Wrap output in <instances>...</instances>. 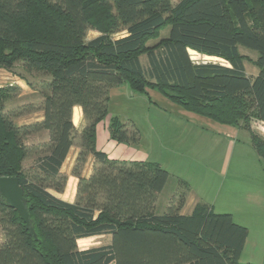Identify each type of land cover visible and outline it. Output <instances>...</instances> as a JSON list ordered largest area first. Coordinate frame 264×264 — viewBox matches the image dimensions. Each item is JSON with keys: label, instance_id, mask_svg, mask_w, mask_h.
Listing matches in <instances>:
<instances>
[{"label": "trees", "instance_id": "trees-1", "mask_svg": "<svg viewBox=\"0 0 264 264\" xmlns=\"http://www.w3.org/2000/svg\"><path fill=\"white\" fill-rule=\"evenodd\" d=\"M90 30L99 35L87 39ZM239 45L257 51L256 76L246 73ZM190 49L230 65L195 62ZM19 62L50 79L40 86L43 119L22 125L5 111L19 86L0 85V177L19 178L30 220L27 227L0 192V264H255L240 261L248 229L230 213L198 203L182 214L183 196L156 213L167 169L111 159L97 148L96 134L109 114L110 89L127 84L242 127L264 158V138L252 127L264 122V0H0V67ZM76 105L86 126L73 173L80 176L89 153L95 164L89 177H79L76 201L68 202L50 190H63L67 180L60 169L74 142ZM109 129L117 142L140 141L139 129L118 118ZM42 130L48 141L24 142ZM30 153L37 156L26 171ZM99 234H111V242L79 249V238Z\"/></svg>", "mask_w": 264, "mask_h": 264}, {"label": "rangeland", "instance_id": "rangeland-1", "mask_svg": "<svg viewBox=\"0 0 264 264\" xmlns=\"http://www.w3.org/2000/svg\"><path fill=\"white\" fill-rule=\"evenodd\" d=\"M178 1L171 0L172 4H176ZM169 28L164 29L161 36L167 35ZM125 33L122 31L116 33L115 36H122ZM97 35H99L98 32L90 30L87 33V39H92ZM239 50L245 56L246 73L254 77L259 72L254 62L258 55L257 51L243 45H239ZM190 53L193 58L191 59L195 62H219L230 65L228 61L217 56L202 54L192 49L189 50ZM143 59L144 61L147 59L146 55L143 56ZM49 79L47 74L33 69L29 70L21 62L16 63L10 69L0 67V85L19 86L18 93L5 103L6 113L12 116L16 124L22 125L41 115L44 95L40 86L42 82ZM138 103L133 105L130 102L131 110L127 108L124 111H129L127 112L129 116L139 115L142 108ZM153 107L149 115L155 120L156 116L154 115L158 110L156 105ZM31 108L33 110L30 111ZM169 115L170 113L165 119H169L170 126L162 130V136L161 134L157 135L159 138L155 136V139L153 135L148 137L144 131L145 139L149 140L147 145L149 144L151 150L149 159L159 162L169 172L164 190L155 203V212L163 213L172 200L179 202L178 200L189 190L188 187H185V183L179 182L186 181L194 195L208 203L207 205H210L215 212L230 213L235 222L247 227L248 236L240 261L264 264V158L257 153L252 145L249 132L241 127V132L232 141L225 137L223 143L215 145V139L217 140L218 137H212L211 135L214 134L208 133L207 129H215L216 126L219 127L218 125L222 127V124L205 119L204 121H208V124L202 123L206 128H203L205 132L201 136V133L198 132L199 123L197 120H182L183 123L172 125V121L177 122L178 119ZM142 124L146 127V121H143ZM252 127L264 138V123L253 121ZM139 131L141 133V130ZM80 134L79 130L75 131L74 142L77 144L81 142ZM183 140L186 143L184 146H180ZM24 142L28 146L42 143L33 144V139L29 135L24 138ZM36 156V153H30L23 161L26 171H29ZM172 194L173 196H171ZM195 196L192 197L191 203L197 200ZM4 238V231L0 227V242ZM79 241V249L106 245L111 242L107 235Z\"/></svg>", "mask_w": 264, "mask_h": 264}, {"label": "crops", "instance_id": "crops-1", "mask_svg": "<svg viewBox=\"0 0 264 264\" xmlns=\"http://www.w3.org/2000/svg\"><path fill=\"white\" fill-rule=\"evenodd\" d=\"M143 56L144 55L141 56V63L144 68H148L149 66L148 59L144 61ZM190 56L192 58L191 53H190ZM137 96H141V97H137ZM130 102L133 105L139 102L138 104H140L142 108L139 115L132 114L131 116H129V114L127 113L129 111H124L127 108L131 110ZM152 104H155L158 110L156 114L154 115L156 116L155 120H153L151 115H149L151 108H154L153 106H155ZM170 110L173 112H169L170 113L169 116L170 117L174 116L178 119L177 122L172 121V125L177 124L179 122L183 123L184 120H191V121L197 120V122L199 123L198 132L201 133V136H202V133L205 132L203 128H206L205 126H203L202 123H204L205 125L208 124V121H204V120L205 119L212 120L208 117L199 115L197 113H194V112H191V111H188L182 108L181 106L171 101L169 98H167L166 96H164L162 93H160L157 90L148 89V95H145V94L134 92L127 84H122V85L112 87L110 89L109 114L107 116L108 118L106 117L104 120H102L101 122L97 124V134H96L97 148L101 151H104L111 159H116V160H121V161H126V162L140 161V160L151 161L149 159V155H150L149 153H151L150 152L151 150L149 149L150 147L149 144L147 145V142L149 143V140L145 139V132L148 137L153 135L154 137L156 136L157 138H159L157 135H160V134L162 136V130L170 126L169 119H165V117L169 114L168 111ZM75 113H77V120H75ZM114 118H118L120 121L127 123L128 128L131 127L132 125H135L139 130H141L142 134H141L140 141L136 144H130V143L117 142L116 140L112 139L109 128H110V123L112 119ZM42 119H43V112L38 118H33L29 122L40 121ZM72 120H73L76 130H79V132L81 133L84 127L86 126V120H85L84 113H83L81 106L76 105L73 107ZM143 121H146V127L143 126L142 124ZM255 121H258V120H255ZM29 122L26 121L23 124H26V123L28 124ZM259 122L264 123L262 121H259ZM219 124H222V123H219ZM218 126L219 127L216 126L215 129L214 128H212L211 130L209 128L207 129L208 133L212 132V134H214V135H211L212 137H215V136L218 137L217 140L215 139V142H216L215 145H219L220 143H223V141H225V137H228L232 141V139H234V137H236L241 132L240 126L237 127V126H232L228 124H222V127H220L221 125H218ZM29 137L33 139V144L36 142H45V141H48L49 133L47 130H42V131L30 134ZM185 143H186L185 140H183L180 146H184ZM80 144L73 142V145L70 147L69 152L61 166L60 171L63 174H65L67 177L65 188L60 192L56 190L55 191L50 190L54 195L68 202L76 201L77 185H78L79 177L80 176L85 177V178L89 177L92 174L93 167L95 164V156L92 153H89L86 157L85 163L80 169V176L78 174L73 173L74 166L76 163V158L81 150ZM183 182H186V181H181L179 183H183ZM187 185H188L187 187L189 188V190H187L186 194L183 196V198L185 197V199L180 209V212L182 214H191L195 206L198 203L208 204L206 202H203L200 198L196 197L194 193L192 192L188 183ZM160 193L158 194L157 199L159 198ZM171 196H173V194ZM194 196H195V199L197 200L194 203H191L192 197ZM104 235L109 236L110 241H111V234H99V235L79 238L77 243L80 242L79 240L81 239H87V238L89 239V238H93L97 236H104Z\"/></svg>", "mask_w": 264, "mask_h": 264}, {"label": "water", "instance_id": "water-1", "mask_svg": "<svg viewBox=\"0 0 264 264\" xmlns=\"http://www.w3.org/2000/svg\"><path fill=\"white\" fill-rule=\"evenodd\" d=\"M0 192L5 197L7 202L18 210L22 219L29 227V212L26 207V198L24 196V188L21 186L19 178L16 176H2L0 177ZM30 232L36 236L32 227Z\"/></svg>", "mask_w": 264, "mask_h": 264}]
</instances>
